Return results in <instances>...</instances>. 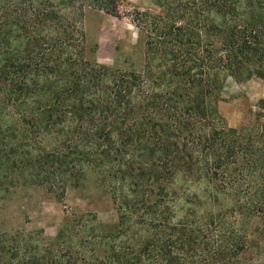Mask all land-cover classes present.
<instances>
[{
  "label": "trees",
  "instance_id": "1",
  "mask_svg": "<svg viewBox=\"0 0 264 264\" xmlns=\"http://www.w3.org/2000/svg\"><path fill=\"white\" fill-rule=\"evenodd\" d=\"M153 1L120 70L87 23L124 0H0V169L63 197L98 173L117 213L0 232V264H264V101L240 128L220 112L229 78L264 82V0Z\"/></svg>",
  "mask_w": 264,
  "mask_h": 264
},
{
  "label": "rangeland",
  "instance_id": "2",
  "mask_svg": "<svg viewBox=\"0 0 264 264\" xmlns=\"http://www.w3.org/2000/svg\"><path fill=\"white\" fill-rule=\"evenodd\" d=\"M147 11L153 15L160 8L153 0H124L115 14L103 13L90 17L87 33L91 44L97 43L98 63L120 70H138L143 64L144 47L134 19L135 11ZM220 112L232 128L248 125L261 110L264 101V82L253 78L237 82L229 78L222 93ZM1 165V162H0ZM0 169V232L14 234H39L54 237L67 219L74 215L91 214L105 227L117 223L109 185L98 173H89L79 182L68 185L64 197L51 193L45 187L30 183L27 176ZM258 260V258H257Z\"/></svg>",
  "mask_w": 264,
  "mask_h": 264
}]
</instances>
